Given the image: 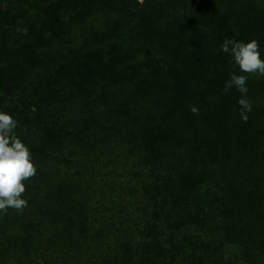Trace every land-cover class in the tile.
Here are the masks:
<instances>
[{"label":"trees","instance_id":"1","mask_svg":"<svg viewBox=\"0 0 264 264\" xmlns=\"http://www.w3.org/2000/svg\"><path fill=\"white\" fill-rule=\"evenodd\" d=\"M88 24L78 53L60 55L57 42ZM226 39H254L264 58V0H0V110L37 169L22 181L28 206L0 213V264H234L232 247L238 263L264 264V82L221 51ZM233 73L247 76V120L241 93L225 91ZM113 87L128 95L110 111L132 120L130 133L100 109ZM98 130L96 147L136 143L126 156L137 151L134 167L151 177L169 167L165 183L145 187L141 214L127 205L129 170L93 171L86 187L67 180L69 142ZM245 165L240 189L213 195L221 169Z\"/></svg>","mask_w":264,"mask_h":264},{"label":"rangeland","instance_id":"2","mask_svg":"<svg viewBox=\"0 0 264 264\" xmlns=\"http://www.w3.org/2000/svg\"><path fill=\"white\" fill-rule=\"evenodd\" d=\"M95 19L97 20V18ZM99 19L100 21H97V22L99 25H101V23L105 21V18L102 17V15H99ZM92 24H88L84 28L77 27L76 29H74L73 37L63 36L62 42L59 41L56 44L57 52L60 50V48H62V51L58 52L60 55L62 52L63 54L73 57L75 53H78V50H79L78 48L79 46H81L82 42L85 39L90 38L89 35H90V29H91ZM250 77L251 79H254L256 81L257 86L259 83L264 82V76H260L258 74H250ZM104 85H105L104 83H101L95 87L94 91L92 92V96H91L92 99L94 98L97 99L98 95H100L102 91H106ZM111 91H112L111 99L108 105L104 104L103 100L101 102H98V103H101L99 104L101 106L100 109H103V111L106 114L108 112L110 113V116L108 117V122L110 123V125H115L119 123L120 125L128 128L129 130L128 133H130L131 131H133L132 128H134V126H132L133 124L132 120L127 121L125 124L124 121H119V119L117 118L114 112L110 111L111 109H115V110L118 109V107L120 106V103L123 102L124 99L128 97V95L127 94L125 95L126 91H123L122 87L121 88L113 87ZM81 102L83 103L84 100H81ZM147 105L149 106V108H152V111H155V113L160 115V113L157 111V107L154 102H152L151 100H148ZM69 115H72V111L69 112ZM144 116H145V113L143 112L139 116H137L138 117L137 120L139 122L144 121L143 120ZM88 119L90 121L89 126L92 128H96V122H94L92 118L91 119L88 118ZM100 131L101 130H98L96 132L97 135H95L94 133H90L89 136L83 133V135H81L82 139L79 142L78 141L69 142L70 145L75 147V149L77 150L75 151L71 150L75 154L76 160H73L71 164L72 171L70 172L71 174L69 175L67 180L69 182L70 181L77 182V184L81 183L82 185L86 187V185L93 184L94 179H95L94 178L95 176L93 175L94 174L96 175V173L97 172L99 173V171H104V170L106 171V170L113 169L116 167H118V169L124 168L125 170H129L130 178L127 182L128 184H131L134 187V189L127 190V197H126L127 205L131 206V210H130L131 212L135 211V213L141 214L140 211L142 210L139 209L141 206L140 200L145 199V196H144L145 187L154 188V185L160 179L164 181L165 183V179L169 174L168 172L169 167L165 165L164 167H160L158 170H156L157 175H154L151 177L149 173L146 174L139 167H134V165L138 166V162L140 161V154H138L137 151L130 156H126V153L128 152V150H131V147L133 148L136 143H131L129 141L124 142L125 148L123 150H121L119 146L112 147V144L107 145V146L104 145V147L102 148H100L99 146L96 147L92 144V141L96 139L97 141L99 140L98 138L101 137ZM95 144L97 145V142ZM69 151L70 150H68L67 148H65L63 151L64 153L63 156L66 159L70 158V156L68 155ZM221 168H222L221 166L218 167L217 171L220 170ZM93 171H96V173H94ZM251 171H252V168L248 167V165H245L240 171H236V169L234 168L230 170L227 167V169H224V172H223V169H221V171H219L220 176L221 177L224 176L226 182L222 179H219L220 183L218 185L211 184L210 189H212L213 195H217L219 198L222 196H226L225 198L229 199L230 198L229 195H231V192H233V190L236 192V190L240 189V185L242 181H245L246 178L250 176ZM230 185L232 186V189H233L232 191L229 190ZM137 209L140 211H138ZM103 226H104L103 228L111 230L110 224L108 223L107 225L103 224ZM197 234L198 232L195 233L194 231L189 233V235L191 236H195ZM111 237L112 238L109 241L110 243H114L115 241H118L115 236H111ZM195 240H196V237H194V241ZM236 252H239L238 248L237 249L236 248L234 249L233 247L229 248L225 254L226 258L231 259L234 264H241V263H238L237 259L234 257V253ZM13 256H15L16 258L15 259L9 258L10 260L8 259L9 261L6 262L5 264L7 263L8 264H24L23 262L25 261V259L18 258L19 256H16V255H12V257ZM242 264H247V263H242Z\"/></svg>","mask_w":264,"mask_h":264},{"label":"clouds","instance_id":"3","mask_svg":"<svg viewBox=\"0 0 264 264\" xmlns=\"http://www.w3.org/2000/svg\"><path fill=\"white\" fill-rule=\"evenodd\" d=\"M221 51L231 57L241 73L264 76V58L258 41L226 39ZM246 85L247 76L236 73L225 83V91L235 87L241 93L238 103L244 120H247L246 111H251V104L244 98L248 92ZM17 126L12 115L0 110V213L9 208L22 211L28 206V201L23 198L26 186L22 181L35 176L37 171L29 147L15 134Z\"/></svg>","mask_w":264,"mask_h":264}]
</instances>
